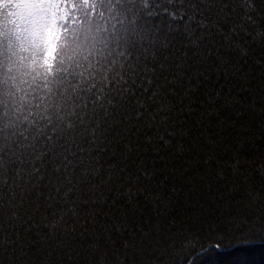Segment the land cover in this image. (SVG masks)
Masks as SVG:
<instances>
[{
  "label": "trees",
  "instance_id": "1",
  "mask_svg": "<svg viewBox=\"0 0 264 264\" xmlns=\"http://www.w3.org/2000/svg\"><path fill=\"white\" fill-rule=\"evenodd\" d=\"M260 161L264 0H0V264H264Z\"/></svg>",
  "mask_w": 264,
  "mask_h": 264
},
{
  "label": "snow or ice",
  "instance_id": "2",
  "mask_svg": "<svg viewBox=\"0 0 264 264\" xmlns=\"http://www.w3.org/2000/svg\"><path fill=\"white\" fill-rule=\"evenodd\" d=\"M256 172L262 178V180H264V161L259 162V166L256 168ZM261 192H264V185H261L260 191H255V190L249 191V193H248L249 199L258 204L261 199H264V196L261 195ZM249 206H251V205H249ZM187 243L191 244V241H188ZM246 243L251 244L252 241L248 240V241H246ZM177 264H195V261H192L190 256L186 255L183 258V260L178 258Z\"/></svg>",
  "mask_w": 264,
  "mask_h": 264
}]
</instances>
